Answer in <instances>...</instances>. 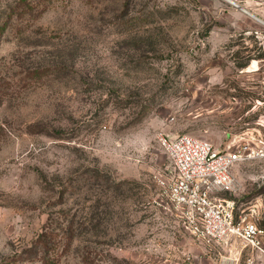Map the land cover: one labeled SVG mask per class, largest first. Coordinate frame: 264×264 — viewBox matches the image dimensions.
<instances>
[{
  "label": "rangeland",
  "instance_id": "rangeland-1",
  "mask_svg": "<svg viewBox=\"0 0 264 264\" xmlns=\"http://www.w3.org/2000/svg\"><path fill=\"white\" fill-rule=\"evenodd\" d=\"M233 1L0 0V264H264L239 237L200 239L165 194L162 138L264 137L242 10L262 0ZM232 175L219 197L264 228V161Z\"/></svg>",
  "mask_w": 264,
  "mask_h": 264
},
{
  "label": "built area",
  "instance_id": "built-area-1",
  "mask_svg": "<svg viewBox=\"0 0 264 264\" xmlns=\"http://www.w3.org/2000/svg\"><path fill=\"white\" fill-rule=\"evenodd\" d=\"M236 7H239L235 3ZM256 16L242 8L258 24L252 32L260 53L264 54V0ZM264 61V58H263ZM174 167L175 176L166 189L168 203L180 211L195 235L207 242H221L239 237L248 245L264 247V228L248 219L235 220L236 202L224 200L220 194L234 186L232 168L240 163L264 161V137L246 133L224 152L203 140L188 135L173 140L161 139Z\"/></svg>",
  "mask_w": 264,
  "mask_h": 264
},
{
  "label": "trees",
  "instance_id": "trees-1",
  "mask_svg": "<svg viewBox=\"0 0 264 264\" xmlns=\"http://www.w3.org/2000/svg\"><path fill=\"white\" fill-rule=\"evenodd\" d=\"M42 238L44 240H42ZM39 245L42 246V248H44V250L46 249L47 252L50 250L49 243L46 242V235L45 234L41 237V240L39 241ZM51 262H52V264H55L54 261L51 259V257L48 256V253H47L46 257L41 259V264H51Z\"/></svg>",
  "mask_w": 264,
  "mask_h": 264
},
{
  "label": "bare ground",
  "instance_id": "bare-ground-1",
  "mask_svg": "<svg viewBox=\"0 0 264 264\" xmlns=\"http://www.w3.org/2000/svg\"><path fill=\"white\" fill-rule=\"evenodd\" d=\"M226 1H228L229 3H231V4H233V5H236V4H235L236 2H234L233 0H226ZM252 17H254V16L252 15Z\"/></svg>",
  "mask_w": 264,
  "mask_h": 264
}]
</instances>
